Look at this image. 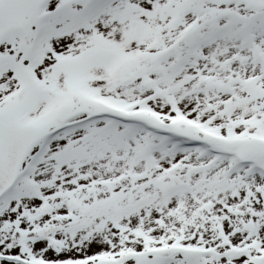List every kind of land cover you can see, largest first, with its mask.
<instances>
[{"label":"snow or ice","instance_id":"snow-or-ice-1","mask_svg":"<svg viewBox=\"0 0 264 264\" xmlns=\"http://www.w3.org/2000/svg\"><path fill=\"white\" fill-rule=\"evenodd\" d=\"M0 264H264V0H0Z\"/></svg>","mask_w":264,"mask_h":264}]
</instances>
